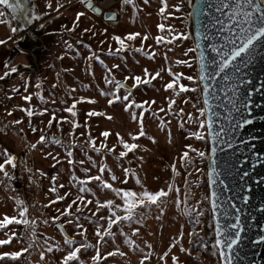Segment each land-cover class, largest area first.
<instances>
[{"label":"rangeland","instance_id":"rangeland-1","mask_svg":"<svg viewBox=\"0 0 264 264\" xmlns=\"http://www.w3.org/2000/svg\"><path fill=\"white\" fill-rule=\"evenodd\" d=\"M190 4L191 0H131L128 4L119 0L116 18L105 20L101 14L85 11L83 0H30L31 14L39 17L30 22L34 38L0 7L5 13L0 17V40L4 41L0 44V163L8 155L14 156L16 166L6 165L5 170L12 178L17 169L25 182V187L18 188L0 171V219L5 215L19 218L17 200H21L28 209L25 218L35 221L0 229V240L12 236L10 243L0 245V253L28 249L16 259L0 256V264H60L63 255L75 247L65 243L66 236L77 245H89L70 264H93L91 257L97 247L102 259L96 264H139L149 253L145 264H173L172 256L177 258L176 264H219L208 205V144L189 23ZM78 12L84 15L77 22ZM130 33L139 36L125 39L127 47L117 51L120 46L113 37L126 38ZM137 75L149 82L132 87ZM188 76L194 79L188 80ZM106 79L112 82L106 83ZM117 81L127 88L116 90ZM173 81H177L175 91L166 89L165 85ZM180 84L188 91H181ZM114 93L121 99L109 105L107 101ZM129 94L136 104L148 103L140 109L133 106L125 110L123 97ZM25 96L30 99L25 100ZM74 101L75 116L66 111ZM170 101H174L171 108ZM29 110L32 116H28ZM92 111L102 115L90 116ZM141 111L145 135L134 140L140 131ZM133 112L137 113L136 120L132 119ZM17 120L19 124L13 123ZM105 131L110 133L107 138L101 135ZM195 132L203 139L192 135ZM41 135L47 139L38 143ZM121 138L138 147L120 157V151H125ZM34 143L37 147L32 149ZM114 145L109 152L107 149ZM200 151L204 157L198 155ZM184 152L188 158L182 160ZM102 164L103 173L99 171ZM124 169L129 172L125 174ZM97 175L113 188L137 193L164 189L168 195L160 198L158 205L138 207L135 220L114 225V236H105L98 243L96 229L107 227L111 213L107 207L97 211V201L103 204L112 200L114 205L123 201L100 181L81 183ZM81 187L86 190L81 192ZM58 195L64 199L57 200ZM69 204H73L70 215L62 214ZM185 206L190 210L187 214ZM116 211L123 215L122 210ZM133 228L139 229L138 234H132ZM124 234L135 240V249L125 243ZM49 247L52 252L47 251ZM108 252L114 255L109 257ZM165 252L169 255L161 260Z\"/></svg>","mask_w":264,"mask_h":264},{"label":"water","instance_id":"water-1","mask_svg":"<svg viewBox=\"0 0 264 264\" xmlns=\"http://www.w3.org/2000/svg\"><path fill=\"white\" fill-rule=\"evenodd\" d=\"M10 2L15 3V0ZM88 3L86 8L92 10ZM21 4L22 9L16 14L5 5L0 7L20 29L34 38L29 23L30 0H21ZM208 4L215 5L216 0H191L189 23L208 144L205 177L214 246L215 230L219 223L224 239L228 236L234 238L235 232L240 231V239L231 253L232 264H264V42L257 44L250 60L245 58L241 62V58H237L234 63L239 67L238 72L235 67L229 66L217 76L211 64L216 54L209 45L221 44L227 32H217L219 25L214 26V21L220 13L215 11L214 6L208 8ZM201 6L204 11H199ZM94 13L101 14L105 20L116 18V13L111 11ZM198 32L200 35H197ZM201 53L206 69L204 79H200ZM225 76L229 79L225 80ZM121 85L127 88L125 84ZM205 85L208 86L207 94L204 92ZM205 98L208 100L207 106ZM245 120L250 123L245 124ZM213 148L216 149L215 153L212 152ZM213 168L215 172L210 182L209 170ZM213 192L216 193L215 210L212 207ZM237 217L240 227L232 228ZM215 248L219 264H223L221 246ZM223 251L227 253L228 249L224 247Z\"/></svg>","mask_w":264,"mask_h":264},{"label":"snow or ice","instance_id":"snow-or-ice-1","mask_svg":"<svg viewBox=\"0 0 264 264\" xmlns=\"http://www.w3.org/2000/svg\"><path fill=\"white\" fill-rule=\"evenodd\" d=\"M124 4H128L131 3V0H123ZM0 5H5L7 6L8 9L12 10L13 14H16L18 10L22 9V4H21V0H15V3L10 2V0H0ZM50 6V5H49ZM215 7V11L220 13V16L217 17L214 21V26L215 25H219V28L217 29L218 33H223V32H227V35L223 36V42L219 45L217 44H210L209 47L211 48V51L213 53L216 54V57H218V59L216 57H214L211 61V64L213 66V71L215 72V74L217 76H219L221 74V72H223L225 69H228L229 66H233L235 67L236 71H239V67H237L235 65V61H237V58H241V62L244 61L245 58L247 59H251V56L257 46V44H261V42H264V0H216V4L212 5V4H208L207 7L208 8H212ZM57 7H61V5H57ZM88 7L92 8V10L94 12L99 13L101 11L100 8L98 7H93L91 3H88ZM164 9H161V12H163ZM199 11H204V7L201 6V8L199 9ZM5 15V13L3 11H0V17H3ZM84 13L82 12H78L76 14V21L78 22L81 18V16H83ZM23 18V16H22ZM31 19H39V17L33 12L31 14ZM110 19H115V17H110ZM31 22V20H29V23ZM0 23H3L2 20H0ZM43 25H41L42 27ZM75 27V25H74ZM160 28H163V25L159 26ZM16 29H12V31H15ZM85 31H88V29H85ZM197 35H200V33L198 32ZM137 36H139V33H130L127 35L126 38H122L119 35H116L113 37V39L117 42V44L120 46L119 49H117V51H121L123 50V48L127 47V45L125 44V39L131 41L134 40ZM207 38V37H205ZM145 39H147V37H145ZM160 41V38H157V42ZM4 41L0 40V44H3ZM199 46V45H198ZM141 49H137V51H140ZM96 59H99V57H96ZM200 59H201V76L200 79H204V74L206 72L205 69V65L203 62V53L200 54ZM113 68H118L119 65H113ZM12 72L16 71V68L13 67L11 68ZM110 71V70H109ZM145 72H147V70H145ZM8 73H5V76H7ZM157 75H159L157 73ZM125 79H128L127 77ZM135 83H133L132 87H136L137 85L141 84V83H148V80H143L141 76L137 75L135 77H133ZM188 80H193L194 77L193 76H188L187 77ZM225 80H228L229 77L225 76L224 77ZM106 83H111L112 81L107 80L105 81ZM177 81H173L170 83H167L165 85L166 89H173V91H175L174 88V84ZM121 83L119 81L116 82L115 84V88L116 90H118L121 87ZM179 88L181 91H188L187 87L183 84L179 85ZM204 92L205 94L208 93V86L205 85L204 88ZM130 94L126 95L123 97V100L125 101V110H131V108L134 106L137 109L143 108L144 104H147L148 102H143L142 104H136L134 101L130 100ZM25 100H29L30 97L25 96L24 97ZM83 99V98H82ZM121 97L119 95H116L115 93L112 95L111 99H108V104L111 105L114 103V101L116 100H120ZM90 102H95V101H90ZM174 101H170L169 103V108H171V104ZM154 103V102H153ZM205 105H208V100L207 98H205L204 101ZM75 104L76 102H73V105L69 108L66 109V111L70 112L73 114V116H75V112L73 111V109L75 108ZM163 111V110H161ZM201 111H203V109H201ZM28 116H32L33 113L29 110L27 112ZM90 116H97V115H102V113H98L95 111H92L89 113ZM140 116V131L137 134V136H133V139H137L138 136H143L145 135L144 132V128H143V117H144V112L141 111L139 113ZM132 119L136 120L137 119V113L133 112L132 113ZM13 123L19 124L20 121H14ZM49 125L52 124V120H49ZM244 123H250V121L245 120ZM163 124V122H162ZM211 124V121H209V126ZM201 125H203V121H201ZM77 127L76 124H73V128ZM33 131H36V129H32ZM102 136H104L105 138H107L110 133L108 131H105L103 133H101ZM119 137V133L116 134ZM192 135H195L197 138L199 139H203V137L200 136L199 132H195L192 133ZM46 137L44 135H41L39 137V142H44L46 141ZM151 139V137H150ZM57 144L60 143L59 140L55 141ZM120 144L123 146V149H125V151H120L119 156L120 157H124L127 155L128 151H131L135 148L138 147L137 144L135 143H128L126 141L123 140V138L120 139ZM30 147L32 149H35L37 147V145L31 144ZM93 147H95L94 143H93ZM105 145L101 144V148H104ZM115 148V145L113 146V148H109L107 149L109 152L113 151ZM100 149H96V151H99ZM216 149L213 148L212 152L215 153ZM69 156L72 155L71 152L68 153ZM198 155L200 157H204L205 153L203 151H200L198 153ZM185 158H188V152H184L183 156L181 157L182 160H184ZM69 163H72V161L70 160ZM6 165H11L12 167H15V157L12 155H8L7 158L0 163V171L3 172V175L5 177H8L9 179L11 178L9 176L8 171L5 170V166ZM99 171L101 173H103L105 171V166L102 164L100 166ZM125 174H127L129 172L128 169H124ZM173 171L175 172V166L173 165ZM215 172V169H210L209 170V181L212 182L211 177L213 175V173ZM41 175H43V173H41ZM56 178L52 177V180L54 181ZM113 180H116V177L113 175L112 176ZM92 180H97L101 182V186L103 188L106 189H111L113 192H115L123 201V204H113L112 200H107L105 201L103 204H101L99 201H97L98 204V208L97 211H99V207H107L109 212L111 213V215L107 218V227L100 229L99 227L96 229V236L99 238L98 243L100 241H103L105 236H114V233L112 231L113 226L117 225L118 223H122L124 221H127L129 223H131L133 220L136 219V210L138 209V207L140 206H144L147 207L150 204H159L160 202V198L166 197L168 195V192H166L164 189H160L158 191L155 192H150L148 190H144L142 192H135L132 190H126L123 188H113L112 184L106 182L103 180L102 176L97 175L95 177L93 176H88L87 180L83 183H86L87 181H92ZM137 183H139V180H137ZM60 187H63V185H61ZM169 189H171V185H169ZM53 192L56 191L55 188L51 189ZM86 189L84 187L80 188V191L83 192ZM212 207L213 210H215L216 208V201H215V197H216V193L213 192L212 193ZM57 200H62L64 199L63 196H57L56 197ZM78 200L83 201L84 197L83 196H78L77 197ZM245 200H247V197H244ZM51 203V201H50ZM75 203V201H73V204ZM89 203H91V201H89ZM179 203V201H178ZM17 204L20 205V209H19V218L16 216H12L9 217L7 215H5L2 219H0V229L2 228H7L10 225H12L13 223L20 225V224H24V225H29V224H34L35 221H30L28 219H26V215L28 212L27 207L24 206V202L21 200H17ZM73 204H69L68 207L66 209H64V213L62 214H69V209H71L73 207ZM80 209H77V211H79ZM116 210H122L123 215H118ZM190 210L185 206V213L187 214ZM161 212H163V209L161 208ZM93 215H95V213H93ZM197 215H199V213H197ZM114 217V218H113ZM53 219H59V217H54ZM101 219H103V217H101ZM69 223L71 221H68ZM137 223H139L140 221L137 220ZM198 222V221H197ZM77 228H81L80 224L76 225ZM240 224H239V217H237V222L235 224L232 225V228H239ZM139 229L138 228H133L132 229V234L136 235L138 234ZM13 236L16 235L15 232L12 233ZM35 235V232L33 231V236ZM181 235H183L181 233ZM189 235H192L191 233ZM125 236V243L128 244L129 246L133 247L135 249V247H137L135 240H133L131 237H129L127 234H124ZM215 246H221V250H220V257L223 261V264H232V250H233V246L237 244L238 240L240 239V231H236L235 232V237L233 238L232 236H228L227 239L222 238V229L219 225V223H217L216 226V230H215ZM12 236H9L7 239H2L0 240V245L2 244H8L11 242ZM47 243V242H45ZM65 243L68 245H75V247H72L71 250H68L66 252L65 255H63L62 260L60 262V264H70V262H73L75 260H77L79 258V253L81 251L82 248H87L89 247V245L85 244V243H80L77 245V242L66 236L65 238ZM148 247L151 248L152 245L148 244ZM226 247L228 249V252L225 253L223 251V248ZM182 251H186L185 249L181 248ZM28 251L27 248H22L19 251H13V252H4V253H0V256L3 257H7V256H11L13 259H16L18 257H20L22 255V252H26ZM48 252H52L53 249L51 247L47 248ZM117 252H119V249H117ZM114 253L113 252H108L107 256L111 257L113 256ZM119 255L123 256L124 253L123 252H119ZM169 255L168 252H165L160 259L161 260H165V258ZM150 253L149 255L144 256L142 259H140L139 264H145V261H147L149 259ZM41 258H44V253L41 252ZM93 264H96V262L100 261L102 259L99 247H97L96 249V254L93 255L91 257ZM173 264H176L177 258L175 256L171 257Z\"/></svg>","mask_w":264,"mask_h":264},{"label":"built area","instance_id":"built-area-1","mask_svg":"<svg viewBox=\"0 0 264 264\" xmlns=\"http://www.w3.org/2000/svg\"><path fill=\"white\" fill-rule=\"evenodd\" d=\"M87 2L91 3L93 7L100 8L102 12H115V7L118 4L119 0H83L85 11L91 10L86 8L85 5ZM10 183L14 186H17L18 188L25 187V182L19 178L17 169L13 171Z\"/></svg>","mask_w":264,"mask_h":264}]
</instances>
